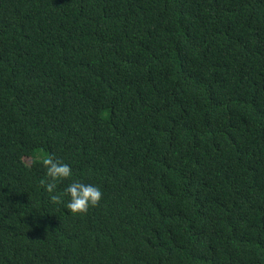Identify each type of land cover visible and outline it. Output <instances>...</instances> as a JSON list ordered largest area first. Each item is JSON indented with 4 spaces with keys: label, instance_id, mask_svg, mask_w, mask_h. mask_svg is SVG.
I'll use <instances>...</instances> for the list:
<instances>
[{
    "label": "trees",
    "instance_id": "obj_1",
    "mask_svg": "<svg viewBox=\"0 0 264 264\" xmlns=\"http://www.w3.org/2000/svg\"><path fill=\"white\" fill-rule=\"evenodd\" d=\"M0 264H264V0H0Z\"/></svg>",
    "mask_w": 264,
    "mask_h": 264
},
{
    "label": "clouds",
    "instance_id": "obj_2",
    "mask_svg": "<svg viewBox=\"0 0 264 264\" xmlns=\"http://www.w3.org/2000/svg\"><path fill=\"white\" fill-rule=\"evenodd\" d=\"M44 165L48 178L46 182L42 181L44 188L49 193L52 202H62V195L56 192L57 184L71 178L73 170L67 163L52 158H46ZM64 194L69 197L65 206L73 214L86 213L90 206L97 205L103 197L100 188L79 181L69 183L64 189Z\"/></svg>",
    "mask_w": 264,
    "mask_h": 264
},
{
    "label": "rangeland",
    "instance_id": "obj_3",
    "mask_svg": "<svg viewBox=\"0 0 264 264\" xmlns=\"http://www.w3.org/2000/svg\"><path fill=\"white\" fill-rule=\"evenodd\" d=\"M25 162H26L27 164H30V163L32 162V159H31V158H26V159H25Z\"/></svg>",
    "mask_w": 264,
    "mask_h": 264
}]
</instances>
